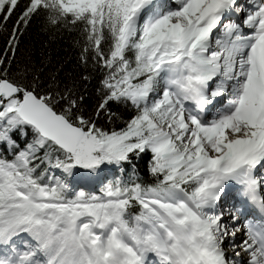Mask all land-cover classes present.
<instances>
[{
	"label": "snow or ice",
	"instance_id": "1",
	"mask_svg": "<svg viewBox=\"0 0 264 264\" xmlns=\"http://www.w3.org/2000/svg\"><path fill=\"white\" fill-rule=\"evenodd\" d=\"M0 264H264V0H0Z\"/></svg>",
	"mask_w": 264,
	"mask_h": 264
},
{
	"label": "trees",
	"instance_id": "2",
	"mask_svg": "<svg viewBox=\"0 0 264 264\" xmlns=\"http://www.w3.org/2000/svg\"><path fill=\"white\" fill-rule=\"evenodd\" d=\"M34 37L37 40V42L46 39V37H44L42 35L36 36L35 31H34ZM57 48L59 49L58 52L55 51V49H57ZM53 49H54V56L55 55H60V56L67 55V56H71L73 58L76 56V52L74 50H72L70 45L64 41H58L56 44H53Z\"/></svg>",
	"mask_w": 264,
	"mask_h": 264
}]
</instances>
